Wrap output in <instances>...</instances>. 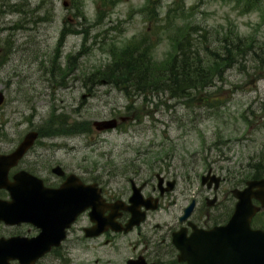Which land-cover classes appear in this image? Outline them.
I'll list each match as a JSON object with an SVG mask.
<instances>
[{"label":"rangeland","instance_id":"374dc122","mask_svg":"<svg viewBox=\"0 0 264 264\" xmlns=\"http://www.w3.org/2000/svg\"><path fill=\"white\" fill-rule=\"evenodd\" d=\"M101 1L0 0V150L36 130L25 164L36 151L37 169L48 177H58L49 169L58 164L113 191L133 173L175 179L176 188L150 222L174 220L191 196L206 194L200 176L208 168L223 177L221 193L229 190L219 195L232 206L231 188L243 185L259 159L264 166V65L244 57L213 85L186 97L161 91L127 97L109 83L91 85L87 77L110 61L112 42L145 38L154 43L157 59L171 51L173 27L166 28L165 14L173 0H107V6ZM183 2L177 22L199 25L204 35L194 32V43L214 47L230 28L263 44L264 8L242 12L222 0ZM152 4L154 19L144 9ZM120 116L131 119L101 132L92 126ZM63 123L74 124L72 131L77 123L85 129L54 134L67 128ZM255 222L264 226V212Z\"/></svg>","mask_w":264,"mask_h":264},{"label":"flooded vegetation","instance_id":"af4514ba","mask_svg":"<svg viewBox=\"0 0 264 264\" xmlns=\"http://www.w3.org/2000/svg\"><path fill=\"white\" fill-rule=\"evenodd\" d=\"M16 145L0 150V154H9ZM33 146L5 169V178L4 171L0 172V180L3 179L0 182V264H186L178 261L173 233L184 229L189 236L194 228L208 230L224 224L235 202L233 196L232 206L228 197L220 198L219 194L229 190L221 193V177L219 186L206 188V194L199 195L200 199L191 196L189 201L194 200L195 205L186 218L181 215L189 201L179 206L174 220L150 222V215L162 208L164 200L176 188L175 179L160 173L163 180L156 175L141 179L140 173H133L124 186L113 191L96 181L85 180L74 171L63 170L52 178L37 169L36 151L29 164L34 167L25 164ZM52 167L50 173L55 174ZM70 173L75 177L69 179ZM169 180L173 182L171 189L167 186ZM66 182L73 184L67 188L68 192L79 191L80 184L85 183L96 182L100 186L103 201H97L95 208H101L102 214L95 217L103 227L101 230L98 231L97 221L91 220L92 204L85 208L79 200L71 202L69 195L64 194L60 202L58 197H52L54 193L48 192ZM65 200L69 202L63 203ZM50 201L66 217H54ZM73 212L75 216L71 218ZM134 217L139 222H134ZM54 223L59 224L55 229L50 227Z\"/></svg>","mask_w":264,"mask_h":264},{"label":"trees","instance_id":"16d2710c","mask_svg":"<svg viewBox=\"0 0 264 264\" xmlns=\"http://www.w3.org/2000/svg\"><path fill=\"white\" fill-rule=\"evenodd\" d=\"M183 1L173 0V6L168 8L165 14L166 28L173 27L168 41L171 51L165 58L157 59L154 56V43L145 38L134 37L123 45L112 42L109 51L110 61L104 68L97 69L88 75L90 84H97L100 79H105L121 89L127 97L131 94L159 91L168 92L171 97H186L192 91L201 92L213 85L217 76H221L226 68L234 66L244 57L251 56L254 61H261L260 66L264 65V41L262 45H258L253 35H244L238 30L230 28L224 30L214 47H208L203 41L197 40L194 43V32L202 37L204 35L199 25H194L187 20L177 22L178 12L183 13ZM222 1L232 2L242 12L264 8V0ZM106 4L107 0H102L100 3L101 6H107ZM11 8L18 10L12 6ZM144 9L153 19L156 18L158 13L153 4L146 5ZM196 27L199 29L193 31ZM65 34L67 33H62L61 36ZM209 42L211 43L210 40ZM70 65L67 63L65 67L69 68ZM51 124L52 122H49L48 125L51 126ZM63 125L67 128L52 132L63 135L85 129L82 123H77V129L74 131L68 129L74 124L63 123ZM261 161L259 159L258 163H255L250 177L258 178L264 175V166L261 165Z\"/></svg>","mask_w":264,"mask_h":264},{"label":"water","instance_id":"95a60500","mask_svg":"<svg viewBox=\"0 0 264 264\" xmlns=\"http://www.w3.org/2000/svg\"><path fill=\"white\" fill-rule=\"evenodd\" d=\"M2 100L3 94L0 92V103ZM116 123V119H105L95 120L92 125L97 130H105L115 127ZM36 136V131H29L12 153L0 155V170H5L9 166L14 165L33 144ZM53 171L60 174L62 170L61 167L56 166ZM72 176L71 174L69 177ZM3 177H6L5 172ZM208 177L215 180L216 187L219 177L211 175L210 170L201 177V184H204ZM2 181L3 179L0 180V182ZM172 184L173 182H168V188H171ZM72 185V183L66 182L60 188L49 189L50 191L48 192L54 193L55 195L52 197H58L60 202L63 201V194L69 195V201L79 200L85 207L97 199L100 200L98 189L97 191L94 190L95 184H82L80 192L76 190L68 192L67 188ZM232 193L237 200L233 212L225 224L216 225L209 230L194 228L189 236H186L184 229L173 234V243L179 250L177 255L179 261H185L187 264H264V230L254 229L250 225L251 218L255 212L264 208V177L247 180L246 185L242 189L234 188ZM135 196H137L136 193L133 194V198ZM253 198L259 202V205L252 202ZM53 200H56V198H53ZM68 202L65 200L63 203ZM50 203L53 204L52 201ZM193 204L194 201L184 209V214L181 218H186L189 215ZM52 212L54 217H66L65 212L62 209L57 210L54 204ZM101 213L102 210L94 209L92 211L94 216L92 219L97 221L98 231L103 227H101L102 225H100V221L95 215ZM71 214V218H73L75 212ZM58 225L54 223L50 227L55 229Z\"/></svg>","mask_w":264,"mask_h":264}]
</instances>
